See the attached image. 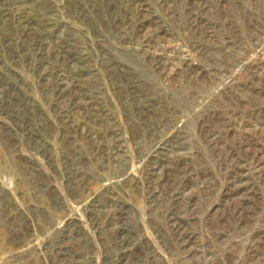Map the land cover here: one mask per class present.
<instances>
[{
	"label": "rangeland",
	"instance_id": "obj_1",
	"mask_svg": "<svg viewBox=\"0 0 264 264\" xmlns=\"http://www.w3.org/2000/svg\"><path fill=\"white\" fill-rule=\"evenodd\" d=\"M0 264H264V0H0Z\"/></svg>",
	"mask_w": 264,
	"mask_h": 264
}]
</instances>
